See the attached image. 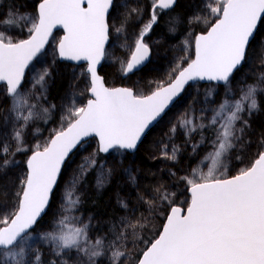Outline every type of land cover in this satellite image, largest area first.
<instances>
[{
    "label": "snow or ice",
    "instance_id": "6c2138e0",
    "mask_svg": "<svg viewBox=\"0 0 264 264\" xmlns=\"http://www.w3.org/2000/svg\"><path fill=\"white\" fill-rule=\"evenodd\" d=\"M175 3L176 0H154L150 21L136 39L130 59L121 62L124 74L133 72L148 58L144 35L157 22L155 9H171ZM112 5L113 0H40L37 14L29 20L27 39L14 42L0 34V82L6 85V94L12 101L10 112L14 114L6 119L23 121L13 124L12 138L17 142V151L26 150L23 147L24 128L38 115L32 110L35 105H27L19 91L25 69L44 49L55 28H62L64 32L57 43L59 58L86 61L90 77V97L86 103L70 105L64 118L65 126L55 131L43 146L36 144L26 161V174L15 192L14 213L0 219V224L4 225L0 227V248L8 250L0 253V264L5 261L25 264L21 242L27 243L29 230L49 205L62 165L82 141L96 138V152L99 153H109L112 149L135 150L149 126L165 114L189 81L228 84L245 62L250 43L264 29V0H216L211 7L216 19L205 34L195 37L194 58L185 67L178 66L169 83L142 95L128 87L106 88L98 75L97 66L105 58L109 39L107 15ZM13 22L11 18L2 21L4 24ZM121 30L116 29L117 32ZM49 74L45 69L33 86L39 84L43 90ZM256 91L249 86L242 97L249 101V112L257 109ZM226 109L229 114L222 118ZM244 111L243 103L229 107L225 101L207 123L202 119L197 123L188 114L180 119V127L186 135L197 129L211 128L215 136L212 167L206 173L193 171L191 176L181 177L190 193L183 206L172 199L175 193H160L159 200L169 205L165 222L153 239L142 240L145 246L136 264H264V151L234 175L225 174L226 166L221 168V158L236 146L237 133L243 131L242 127H237V121H242L240 114ZM176 130V125L170 129L172 133ZM177 151L173 148L171 154L167 151L162 154L175 160ZM7 152V145H0V156ZM9 163L4 159L0 169ZM89 163L94 164L95 160ZM84 169L82 164L81 171ZM6 193L7 189L0 188V197L6 198ZM147 226L139 222L141 229ZM86 229L84 225L70 232H50L41 238L53 242L54 254L60 256L65 249L79 247L81 239L86 237ZM14 246L19 250H13ZM102 246L103 240L97 239L90 251H83L92 260L102 255ZM122 256H125L123 251H113V264H118ZM38 259V256L33 257V260Z\"/></svg>",
    "mask_w": 264,
    "mask_h": 264
},
{
    "label": "trees",
    "instance_id": "16d2710c",
    "mask_svg": "<svg viewBox=\"0 0 264 264\" xmlns=\"http://www.w3.org/2000/svg\"><path fill=\"white\" fill-rule=\"evenodd\" d=\"M39 1L0 0V34L13 39L14 42L29 36L28 29L31 26L29 20L35 17L36 4ZM122 5V8H118ZM113 7L108 16L110 31L114 28L113 25L116 22H120L123 31L127 32L128 38H132L138 34V30L142 26L144 27L150 21L153 13V0H114ZM132 9H137V11L133 12ZM155 11L157 22L144 39L151 50L149 63L136 73L122 77L119 67L117 69L111 66L110 63H106L109 58H105L99 73L107 86L115 87L121 85L134 89V82L138 80L142 81L144 89L149 91L153 90L152 87L158 83L161 85L166 83L163 81H167L170 78V73L167 76L172 68L170 62L175 54V49L179 51L178 44L180 40L185 37H189L190 40L194 39L196 34L204 32L216 19L207 17L208 19L204 24L203 21L196 19L198 14L202 12L200 0H177L175 7L171 11ZM23 17H28L29 19L26 20ZM9 18L14 22L11 24L2 23V21ZM54 38H57V36L52 39ZM52 39L45 54L40 55L29 67L24 83L19 90L27 105H35L32 110L38 113L28 123V126L24 128L23 147L26 149L25 151H17V142L12 138L13 124H22L23 121L15 122L12 119H6L10 115H14L10 112L12 101L6 94L5 86L0 87V145H7L8 147V152L0 156V164H3L4 159L11 162L7 167L0 169V188L7 189L6 198L0 197L1 217L7 212L10 215L14 213L16 206L15 192L21 186V181L26 174V161L35 145L40 144L42 146L46 144L49 137L63 127L59 119L66 108L72 104L77 106L78 103L80 106L88 98V76L84 72V67L60 62L55 51L56 43L52 46ZM109 43L105 52L106 57L111 48V41ZM111 50H113V55L116 56V48L112 47ZM124 56L126 54H120L118 60L120 62L127 61L128 57L124 60ZM191 57L192 55L182 62L180 67L184 66ZM263 66L264 29H261L248 48L245 62L235 72L229 82L234 85L243 76L255 79ZM45 69L50 74L45 77V87L42 90L39 84H36L35 87L33 85L36 78ZM164 73L166 74L164 75ZM145 80H150V86L145 84ZM191 86L185 91L184 96H187L188 93L192 94L189 90ZM202 86L207 88L209 84ZM75 89L78 90L79 94L78 103L73 97ZM217 89L216 99L220 95L221 88L217 87ZM184 96L177 103L182 102ZM176 106L173 105L152 128L133 154L113 150L107 155H103L96 152L97 143L93 138L83 142L76 149L63 167L65 169L62 170V175L54 190L47 212L37 223L36 227L29 232L30 238L27 243L21 242L25 249V264H52L53 261H56V264H103L101 260L91 261L90 263L82 259L81 256L86 255L80 246L73 247V250L65 249L60 256H56L54 254L55 244L41 238L50 232L56 234L70 232L76 228H82L84 225H87L86 231L90 234L88 240L95 239L96 233H102L101 236H104L106 241H108L106 248L116 244L120 246L121 242L125 243L127 240L132 239L135 249H138V252L133 256V261L135 260L136 264V260L145 246L142 240L153 239L160 231L161 226L159 229L156 228L161 216L158 214V217L153 220L154 226L151 223L145 230L143 229L142 238L139 241L136 238V234L139 235L141 233L139 232L140 228L133 229V227L126 226L128 223L124 221V217L127 214L124 213L122 200L125 199L129 203H135L136 198H140L149 199L153 203L157 200L158 194L169 186L170 173L175 172L174 174H177L181 179V177L191 176L193 171L199 174L208 171L212 167V159L208 158V149L194 147L198 145L195 139L190 138L189 142H186L183 134L179 138L178 136L175 137L174 134L176 132L168 136V141L167 139L165 140L169 152H172L173 148L178 149L176 159L163 158L159 160L158 158H153V155L159 153L160 146L157 139H159L160 135L161 137L163 135V133L160 134V130H163L165 120ZM44 109H48V112L45 113ZM23 110L26 114L27 109L24 108ZM238 137L239 139L234 141L236 146L230 150L229 154L222 157V162L231 163L233 160L240 158L242 162L247 163L253 160L263 149L264 99L259 101L257 112L247 120L245 130L240 132ZM93 153H95V156H93ZM93 159L95 163H89ZM82 164L85 165L83 171H81ZM225 174H236L235 167L227 168ZM73 208L81 216L77 221L70 223L67 216ZM159 208L161 211V206ZM167 210H165V213ZM139 212L141 211L139 210ZM136 215L138 216L139 213ZM136 230L137 232H135ZM121 233H123L122 237ZM13 250L18 251L19 249L14 246ZM4 251L8 250L0 251V253ZM36 256L39 259L33 260V257ZM4 264H7V262L5 261Z\"/></svg>",
    "mask_w": 264,
    "mask_h": 264
},
{
    "label": "rangeland",
    "instance_id": "374dc122",
    "mask_svg": "<svg viewBox=\"0 0 264 264\" xmlns=\"http://www.w3.org/2000/svg\"><path fill=\"white\" fill-rule=\"evenodd\" d=\"M200 3H201V7H202V12L200 14H198V18H196V19H199V21H203V24L209 17H211V19H215L216 18L215 15L211 13V7L215 6L216 0H200ZM153 4H154V0H153ZM122 7H123V5L119 6L118 8H122ZM171 21H172V19H171ZM113 27L114 28L111 29L112 31H110V34H109L110 39H111L110 40L111 41V48L113 46H114V48H116V50L118 49V47L119 48L122 47V48L117 50L116 56L113 55L111 48L109 49V51H108V58H109L108 63H111V66L119 67L120 72H122L121 62H120V60H118L120 58V54L121 53L127 54L128 55L127 59H130V56L132 53L131 51H133V49L135 47V41H136L135 39H137L139 37V35H140V33L144 27L143 26L141 27V29L138 32V36L135 35L132 38H128L127 32L123 31V28H122V25L120 24V22H116L113 25ZM117 28H122V30L120 32H117L116 31ZM18 33H19V31H18ZM123 33H124V35H123ZM125 33H126V35H125ZM144 36H146V35H144ZM144 39H145V37H144ZM52 40H53L52 46H54L53 43L57 44V42H56L58 40L57 38H54ZM193 40L194 39L190 40L189 37H185L184 39L180 40L181 42L178 44L179 51L175 49V54L172 56V59L170 62L171 63L170 66L173 68V69L172 68L170 69V71H171L170 76L174 75L175 74L174 70H177L178 66L180 67L182 62L186 61L189 58V56L193 54V48H190V47H193L192 46ZM144 42L146 43V40H144ZM184 42H186V43H184ZM148 43H150V42L148 41ZM56 44H55V49H56ZM151 46H152V41H151ZM189 48H190V50H189ZM122 49L125 52H123ZM127 55L124 56V60L126 59ZM115 57H116V60H115ZM184 57H186V58H184ZM154 58H155V56H154ZM176 64L178 66H175ZM121 74L123 75V72ZM168 76H169V73H168ZM169 80H170V78H169ZM169 80L163 81V82H168ZM149 83H150V80H145V84H147V86L149 85ZM157 85L160 86L161 84H156V86L154 85V87H152V89L157 88ZM88 86H89V83H88ZM249 86H253L257 89V91L255 93V99L257 101V109L253 110L251 112H249L247 110V103H249V101L242 100V97L244 96V93H246L248 91ZM217 87L221 88L220 89V95H219L218 99L215 98V95H216L217 90H218ZM134 90L136 92H138L139 94H142V95H147L148 92L151 91V90H149V91L145 90L144 87L142 86V81L140 82L138 80L134 82ZM189 90L192 92V94L188 93L187 96H184V94H185L184 93L183 94V96H184L183 101L177 103L180 100L179 99L176 102L177 106H176V103L174 104L176 107L172 110V112L168 115L167 119L165 120V124L163 126L164 128H163V130H160V134L163 133V135H162V137L160 135L159 139H157L158 140L157 142H159V146H160L159 153L157 155H153L154 159L158 158L159 160H161V159L165 158V156L162 154L165 151H167L169 154H171V152H169V150H168L169 148H168L165 140L167 139V141H168V136L172 134L170 129L172 128L173 125H176V128H177L176 133L175 134L173 133L175 137L178 136V138H179L180 135L183 134V137L186 140V142H189L190 138L193 140L195 139V142L198 144V148H203V149L205 148V149L209 150L208 158H211V154L214 151L213 141L215 139L214 133L212 132L211 128H205L203 130L197 129L195 132H192L190 135H186L185 130L180 127L179 121L182 117L185 116V114H188V115H192L195 118L197 123H199L201 119L203 120V122L207 123L212 118V116L214 115V112L219 110L221 104H224L225 101L228 102L229 107H234V105L237 102L244 104L245 111L240 114L242 117V121H237V127L238 128L242 127L243 131H244L245 127L247 126V120L251 116H253L254 113L257 112L259 101L261 99H264V66H263L261 72L259 73L258 77L255 79H250L248 77L243 76L239 79V82L234 84V85L231 84L230 82L228 84H225L222 86L209 84V86L207 88H205V86H202V84L196 83V84L192 85ZM73 97L75 100H77V103H78V100H79L78 90H76V89L74 90ZM77 106H79V103L77 104ZM68 108H66V110L63 112L62 116L59 119L60 124H62V126H64V124H66V121L64 118L67 115ZM228 114L229 113L226 109L225 112L222 114V118ZM243 121H246V123H243ZM239 134H240V132L237 133V136ZM230 150L227 154H229L231 152ZM262 151H264V147H263V149H261L260 152H262ZM122 152H125V151H122ZM251 161H248L246 163V162H242V160L239 158L237 160H233L231 163L222 162L221 168H223L225 166H226V168L235 167V172H237L239 170V168L247 166ZM160 165H161V163H160ZM206 172L207 171H204L202 173H206ZM174 173H172V174L170 173L169 176L171 178L169 179V183H168L169 186L165 187V189L162 190L161 192L175 193V195L172 197V199H176V200H174L175 203L183 206L185 204V202L187 201V199L189 198L188 192H187V184L185 183L184 180L182 181V179H180L177 176V174H174ZM101 185H104V184H101ZM160 193L157 196V200L153 203L149 199H140V198H136L137 200L135 203L134 202L129 203V201H127L125 199L122 200V205H123L124 211H125L124 213L127 214L124 217V219H125L124 221H126L128 223L126 226H128L129 223H131V225H136V228H133V229H137V228H140L139 222H141V221H143L147 225H151V223L153 224V222H154L153 220L156 217H158V214H159L161 217H160V221H159L157 228H156V229H159V227L165 221V216L168 213L167 209L169 208V205L167 204V202H161L159 200ZM160 206H161V211L159 208ZM139 210L141 212H139ZM165 210H167L166 213H165ZM137 213H139L138 216L136 215ZM9 216H11V215L9 214V212H7V213H4L3 217L0 216V219L8 218ZM80 216L81 215L76 211V209L73 208L71 213L67 216L68 222L73 223V222L77 221L80 218ZM0 225H3V224H0ZM153 226H154V224H153ZM139 230H140L139 232H141V233H139V235L136 234V238L139 239V241H140L142 238L141 236L143 234L142 232L145 230V228H144V230L141 228ZM135 232H137V230ZM154 233H151V234H154ZM101 234L102 233H96L95 239L88 240L90 237V234L87 233V231H86V237L81 239L79 246L82 247V249H88L90 251L92 249V246L95 244L96 240L101 239V240H103V246L101 248L102 255H100L98 257H94V258H92V260H89L88 255L85 254L86 256H81L82 259H85V261H89L90 263H91V261L101 260L103 262V264H106V263L107 264H113L112 253L116 249H119L120 251H123L125 253V256L120 257L118 264H135V262H134L135 260L133 261V256H134V254H136L138 252V249H135L134 244H133L134 241H132V239L127 240L125 243L121 242L120 246L116 244L114 246H111L110 248H106V246H108V241H106V238L104 236H101ZM121 237H122V235H121Z\"/></svg>",
    "mask_w": 264,
    "mask_h": 264
},
{
    "label": "water",
    "instance_id": "95a60500",
    "mask_svg": "<svg viewBox=\"0 0 264 264\" xmlns=\"http://www.w3.org/2000/svg\"><path fill=\"white\" fill-rule=\"evenodd\" d=\"M113 2H114V0H113ZM176 2H177V0H176ZM39 4V3H38ZM38 4H37V6H36V14H37V10H38ZM175 5H176V3L174 4V6L171 8V9H161V10H164V11H170V10H172L174 7H175ZM113 6V5H112ZM112 6L110 7V9H109V12H108V15H107V21H108V16H109V14H110V12H111V9H112ZM157 9H159V8H157ZM208 29V28H207ZM207 29L204 31V32H201V33H198V34H196L195 35V37L196 36H198V35H201V34H205L206 33V31H207ZM109 32H110V28H109ZM56 34H60V36H59V40L63 37V35H64V32H63V29L62 28H55L54 30H53V35H52V37H50L49 38V42L45 45V47H44V49L30 62V64L28 65V67L25 69V75H24V78H23V80H22V82H21V86L23 85V83H24V80H25V77H26V73H27V71H28V69H29V67L31 66V64H33V62L40 56V55H42V54H44L45 53V51H46V49H47V47H48V45H49V43H50V41H51V39L56 35ZM195 37H194V39H195ZM27 38H28V36H27ZM27 38H25V39H27ZM58 40V41H59ZM109 41H110V35H109V39H108V41H107V43H106V45H105V51H106V48H107V46H108V44H109ZM58 43V42H57ZM251 44V43H250ZM250 46V45H249ZM149 48V47H148ZM249 48V47H248ZM134 49H135V47H134ZM134 49H133V51H134ZM55 51H56V55H57V58H58V60L60 61V62H65V63H68V64H71V65H74V66H83L84 67V72H85V74L86 75H88V73H87V62L86 61H68V60H63V59H61V58H59V56H58V51H57V44H56V49H55ZM247 51H248V49H247ZM247 54V53H246ZM150 58H151V50H150V48H149V54H148V58L144 61V63L142 64V65H140V66H138L137 67V69H134L133 70V72H131V73H127V74H124L123 73V75H122V77H126V76H128V75H131V74H134V73H136L137 71H139L140 69H142L143 67H145L148 63H149V61H150ZM194 58V40H193V54H192V58L191 59H193ZM190 59V60H191ZM104 60H105V58L101 61V63L97 66V69H98V75H100L101 76V74L99 73V71H100V69H101V67H102V65H103V63H104ZM189 60V61H190ZM188 61V62H189ZM187 65V63L184 65V66H182V67H185ZM235 74V73H234ZM101 78H102V80H103V83H104V86L106 87V88H119V87H125V86H121V85H119V86H115V87H108L107 85H106V83H105V81H104V79H103V77L101 76ZM232 78V77H231ZM231 78H230V80H231ZM88 80H89V87H90V77H89V75H88ZM170 82V80L168 81V82H166L165 84H167V83H169ZM195 83H199V84H202V85H205V84H214V85H225V84H223L222 82H220V83H217V82H209V81H189V83L188 84H186L185 85V87H184V90L180 93V95L177 97V98H175L174 99V101L169 105V108L168 109H166L165 110V114L170 110V108L182 97V95L185 93V91L188 89V87L190 86V85H193V84H195ZM5 86L6 87V85L3 83V82H0V87L1 86ZM164 85V84H163ZM155 90V89H154ZM153 90H151L150 91V93L152 92ZM150 93H148V94H150ZM147 94V95H148ZM87 95H88V97H90V92H89V90H88V92H87ZM85 103H86V101H85ZM165 114H163L162 115V117L161 118H158V120L157 121H155V122H153V124L152 125H150L149 126V128L146 130V132H145V134L142 136V138H141V141L140 142H138V145H137V148L135 149V150H119V149H112V150H110L109 151V153L110 152H112L113 150H119V151H125V152H127V153H129V154H133V153H135L136 152V150L138 149V147H139V145L143 142V140L145 139V137L147 136V134L152 130V128L164 117V115ZM95 139L96 140V138H94V137H88V138H86L85 139V141H87V140H89V139ZM85 141H82L81 142V144L83 143V142H85ZM80 144V145H81ZM80 145H78L77 146V148L80 146ZM76 148V149H77ZM76 149H74L73 151H72V153H70L69 154V157L76 151ZM101 154H103V155H106V154H108V153H101ZM31 155V154H30ZM30 155H29V157H30ZM28 157V158H29ZM69 157L66 159V161L69 159ZM66 161H65V163H66ZM65 163H64V165H65ZM64 165H62V168H61V173H62V170H63V167H64ZM26 171H27V165H26ZM61 173H60V176H61ZM58 181H59V179H58ZM58 184V183H57ZM57 186V185H56ZM55 189H56V187H55ZM54 189V190H55ZM188 196H190V193H188ZM50 202H51V199H50V201H49V205H50ZM49 205H48V207L46 208V211H45V213L47 212V210H48V208H49ZM45 213L44 214H42V217L38 220V222L44 217V215H45ZM165 222V221H164ZM37 225V224H36ZM36 225H34L33 226V229L36 227ZM4 225H2V226H0V227H3ZM32 229H30L29 230V232L31 231ZM0 250H6V249H2V248H0Z\"/></svg>",
    "mask_w": 264,
    "mask_h": 264
},
{
    "label": "bare ground",
    "instance_id": "6f19581e",
    "mask_svg": "<svg viewBox=\"0 0 264 264\" xmlns=\"http://www.w3.org/2000/svg\"><path fill=\"white\" fill-rule=\"evenodd\" d=\"M39 2H40V1H39ZM39 2H38V3H39ZM113 4H114V3H113ZM36 5H37V4H36ZM112 7H113V6H112ZM113 9H114V7H113ZM35 10H36V9H35ZM113 11H114V10H113ZM113 11H112V12H113ZM35 12H36V11H35ZM110 13H111V12H110ZM148 18H149V17H148ZM110 19H111V18H110ZM148 20H149V19H148ZM111 24H112V23H111ZM2 25H3V24H2ZM109 26H110V24H109ZM205 27H206V26H205ZM207 27H208V26H207ZM111 28H112V27H111ZM204 29H205V28H204ZM14 31H15V30H14ZM111 31H112V30H111ZM138 31H139V30H138ZM136 32H137V31H136ZM199 32H200V31H199ZM195 33H196V32H195ZM109 34H110V33H109ZM123 35H124V33H123ZM125 35H126V33H125ZM157 35H158V34H157ZM15 36H16V35H15ZM120 36H121V35H120ZM136 36H138V34H137ZM192 36H193V35H192ZM144 37H145V36H144ZM120 38H121V37H120ZM161 38H163V37H161ZM166 38H167V37H166ZM192 38H193V37H192ZM133 39H134V38H133ZM164 39H165V38H164ZM113 40H114V39H113ZM115 40H116V39H115ZM122 40H123V39H122ZM131 40H132V39H131ZM135 40H136V39H135ZM52 41H53V40H52ZM127 41H128V40H127ZM127 41H126V42H127ZM121 42H122V41H121ZM180 42H181V41H180ZM190 42H191V41H190ZM127 43H128V42H127ZM161 43H162V42H161ZM184 43H186V42H184ZM53 44H54V43H53ZM109 44H110V43H109ZM114 44H115V43H114ZM125 44H126V43H125ZM133 44H134V43H133ZM169 44H170V43H169ZM191 44H192V43H191ZM115 45H116V44H115ZM133 46H134V45H133ZM165 46H166V45H165ZM167 46H168V45H167ZM189 46H190V45H189ZM189 46H188V47H189ZM192 46H193V45H192ZM107 47H108V46H107ZM113 47H114V46H113ZM115 47H116V46H115ZM121 48H122V47H121ZM121 48L118 47V49H121ZM167 48H168V47H167ZM190 48H193V47H190ZM190 48H189V50H190ZM107 49H108V48H106V50H107ZM118 49H117V50H118ZM125 49H126V48H125ZM152 49H153V48H152ZM52 50H53V49H52ZM129 50H130V49H129ZM171 50H172V49H171ZM111 51H113V50H111ZM120 51H121V50H120ZM122 51L125 52L123 49H122ZM105 52H106V51H105ZM131 52H132V51H131ZM162 52H163V51H162ZM170 52H171V51H170ZM119 53H120V52H119ZM119 53H118V54H119ZM44 54H45V53H44ZM54 54H55V53H54ZM121 54H122V53H121ZM124 55H125V54H124ZM126 55H127V54H126ZM164 55H165V54H164ZM172 55H173V54H172ZM183 55H184V54H183ZM183 55H182V56H183ZM110 56H111V55H110ZM185 56H186V55H185ZM111 57H112V56H111ZM127 57H128V55H127ZM163 57H164V56H163ZM166 57H167V56H166ZM106 58H108V56H107ZM184 58H186V57H184ZM153 59H154V58H153ZM115 60H116V58H115ZM169 60H170V59H169ZM106 61H107V60H106ZM177 61H178V60H177ZM113 62H114V61H113ZM117 62H118V61H117ZM178 62H179V61H178ZM106 63H108V62H106ZM110 64H111V63H110ZM158 64H159V63H158ZM177 64H178V63H177ZM177 64H176L175 66H178ZM179 64H180V63H179ZM31 65H32V64H31ZM167 65H169V64H167ZM114 67L117 68V66H114ZM164 68H165V67H164ZM117 69H118V68H117ZM168 69H169V66H168ZM172 69H173V68H172ZM167 71H168V70H167ZM114 72H115V71H114ZM170 72H171V71L169 70L168 73H170ZM162 74H163V73H162ZM165 74H166V73H164V75H165ZM167 76H168V75H167ZM122 79H123V78H122ZM158 82H159V81H158ZM151 83H152V82H151ZM153 84H154V83H153ZM158 84H159V83H158ZM151 85H152V84H151ZM117 86H118V85H117ZM149 86H150V85H149ZM155 86H156V85H155ZM157 87H158V85H157ZM154 89H155V88H154ZM153 140H154V139H153ZM37 141H38V140H37ZM146 145H147V143H146ZM82 151H83V150H82ZM30 154H31V153H30ZM27 157H28V155H27ZM66 163H67V162H66ZM66 166H67V165H66ZM63 169H65V168H63ZM61 175H62V174H61ZM64 177H65V176H64ZM64 177H63V178H64ZM60 180H61V179H60ZM46 226H47V224H46ZM43 227H44V226H43ZM70 250H73V249L71 248ZM70 250H69V251H70ZM75 251H76V250H75Z\"/></svg>",
    "mask_w": 264,
    "mask_h": 264
}]
</instances>
